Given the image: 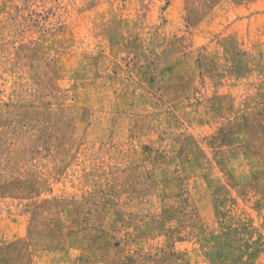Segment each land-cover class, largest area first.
<instances>
[{
    "label": "rangeland",
    "instance_id": "374dc122",
    "mask_svg": "<svg viewBox=\"0 0 264 264\" xmlns=\"http://www.w3.org/2000/svg\"><path fill=\"white\" fill-rule=\"evenodd\" d=\"M0 264H264V0H0Z\"/></svg>",
    "mask_w": 264,
    "mask_h": 264
}]
</instances>
